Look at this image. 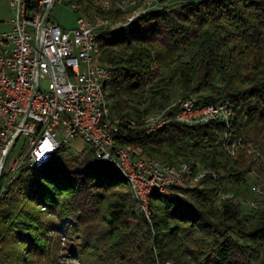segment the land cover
Wrapping results in <instances>:
<instances>
[{
    "label": "trees",
    "instance_id": "trees-1",
    "mask_svg": "<svg viewBox=\"0 0 264 264\" xmlns=\"http://www.w3.org/2000/svg\"><path fill=\"white\" fill-rule=\"evenodd\" d=\"M128 12L102 14L119 18ZM98 41L114 72L106 85L112 110L138 122L124 144L168 162L199 161L209 172L198 186L151 195L150 219L127 179L91 150L94 163L86 167L51 164L60 153L42 166L21 168L9 184L3 173L0 264H26L33 255L54 259L62 233L83 264H264V200L243 214L238 200L217 195L239 190L253 170L264 174V0H199L154 9L103 31ZM182 52L188 60H181ZM172 65L164 78L161 69ZM200 91L207 93L204 103L233 106L229 125L170 119L157 131L145 130L144 116ZM225 134L238 144L235 157L223 145Z\"/></svg>",
    "mask_w": 264,
    "mask_h": 264
},
{
    "label": "built area",
    "instance_id": "built-area-1",
    "mask_svg": "<svg viewBox=\"0 0 264 264\" xmlns=\"http://www.w3.org/2000/svg\"><path fill=\"white\" fill-rule=\"evenodd\" d=\"M14 10L11 28L0 33V176L11 183L21 168L39 167L58 154L70 152V139L79 138L102 164L113 165L128 181L140 210L150 219V197L167 196L180 186L195 187L208 174L199 161L168 162L155 156L135 154L124 144L135 118L121 117L111 107L106 85L114 77L101 56L99 37L118 29L156 8L154 0H69L77 14L76 25L63 27L52 17L53 7L63 0H8ZM112 9L129 11L119 18H105ZM235 110L228 101H182L180 109L142 119L150 133L172 117L180 123L224 121L230 124ZM224 147L232 156L237 142ZM23 143L19 151L16 147ZM248 152H252L250 149ZM18 152V153H15ZM251 191L261 197L264 183ZM221 194V193H220ZM223 193V197H233ZM251 208L261 205L244 197Z\"/></svg>",
    "mask_w": 264,
    "mask_h": 264
},
{
    "label": "rangeland",
    "instance_id": "rangeland-1",
    "mask_svg": "<svg viewBox=\"0 0 264 264\" xmlns=\"http://www.w3.org/2000/svg\"><path fill=\"white\" fill-rule=\"evenodd\" d=\"M187 1H199V0H154L156 4L155 9H161L163 7H169V8H176L179 7L181 4L187 2ZM14 16V10L11 7L8 0H0V20L2 21L0 23V33L7 31L11 28L10 19ZM52 17L59 22V24L63 27L72 28L76 25V18L77 14L71 9V6L69 5V0H63L61 2H57L52 10ZM181 54V60H188L189 54L182 52ZM176 65H172L168 68H162L161 74L164 78H169L173 70L175 69ZM158 65L156 63L152 64L153 71L157 70ZM176 92H179L178 88H175ZM202 95H207L205 91H200L196 94H193L189 97L182 98V97H176L172 101H170L167 106L159 112L148 114L144 117H148L152 114L157 113H163L167 114L171 111H175L177 109H180L182 101L186 100H194V102H202ZM143 117V118H144ZM171 119H174L172 117ZM23 143V139H20L18 142V145L16 147V151H19L21 148V145ZM70 145V152L62 154L57 159L52 160L51 164H54L55 166H74V167H86L89 166V164H93V160H91L87 156V150H83V147L85 146V143L83 140L76 138V139H70L69 141ZM18 153V152H15ZM232 156V155H231ZM237 156V155H236ZM235 157V156H233ZM259 165V163L257 164ZM256 169V167H255ZM247 182L244 186H241V188L238 190L237 186H233L229 190L220 189L217 193L218 198L226 199L228 197H223V193H233V197L236 200H238L243 205V214H247L248 211L252 209H258L261 208V205L257 208H251L244 202V197L247 196L249 198H255L258 200V202H263L264 195L259 197L255 195L251 191V186L254 184H263L264 183V174L258 172V170H253L247 175ZM1 181V176H0ZM7 186L6 183L2 184V189H0V196L3 194V191L5 187ZM221 193V194H220ZM44 209V207H42ZM249 213V212H248ZM243 243H247V240H242ZM68 240L65 235V233L61 234V240H60V249L57 251L56 256L53 258H48L44 256H38L33 255L31 256V259L27 261L26 264H83L82 260L77 254H74L72 251H70L67 247ZM27 255V253H25ZM29 258V257H28ZM157 264H175L172 261H166V262H157Z\"/></svg>",
    "mask_w": 264,
    "mask_h": 264
}]
</instances>
